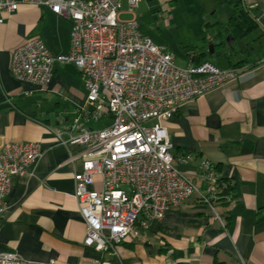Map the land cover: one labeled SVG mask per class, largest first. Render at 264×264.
Listing matches in <instances>:
<instances>
[{
    "label": "crops",
    "instance_id": "obj_1",
    "mask_svg": "<svg viewBox=\"0 0 264 264\" xmlns=\"http://www.w3.org/2000/svg\"><path fill=\"white\" fill-rule=\"evenodd\" d=\"M235 1L251 13L256 31L242 39L230 26L226 45L215 51L212 43L202 40L204 22L218 23L212 35L221 42L219 27L231 21L230 2ZM225 7L231 9L228 14L220 13ZM133 12L137 22L145 15H165L170 27L181 32L177 47L185 57L176 56L170 42L155 43L166 46L178 66L197 63L208 52L224 68L228 63L223 53L230 50L231 60L243 59L249 70L240 79L188 101L163 121L175 166L204 189L207 180L199 166L208 161L217 180L234 187V196L218 192L210 204L195 193L182 204L169 206L162 219L150 220L138 240L117 245L116 256L105 257L111 264H213L215 258L226 264H264V0H139ZM223 15L227 17L220 18ZM119 17H132L127 0H121ZM70 27L69 19L44 4L20 3L0 23V144L30 142L41 150L27 177L10 179L0 250L42 263L83 264L100 256L83 244L86 227L74 197L73 176L82 170L81 147L56 142L52 132L67 128L84 104V81L71 63H55L45 89L20 83L9 71L14 49L34 37L52 54L66 53ZM110 121L102 117L84 122L99 128ZM186 155L190 159L181 162ZM93 179L88 189H99V176Z\"/></svg>",
    "mask_w": 264,
    "mask_h": 264
},
{
    "label": "built area",
    "instance_id": "obj_2",
    "mask_svg": "<svg viewBox=\"0 0 264 264\" xmlns=\"http://www.w3.org/2000/svg\"><path fill=\"white\" fill-rule=\"evenodd\" d=\"M139 0H127L132 17H119L121 0H0V23L20 3L44 4L70 21L66 53L52 54L37 37L16 47L9 71L20 83L48 87L55 63L73 64L84 81L85 102L65 129H53L56 142L81 147L82 170L73 176L74 197L85 223L84 246L100 254L89 263L111 264L117 245L136 241L152 219H162L171 205H180L195 193L211 204L220 191L214 169L200 163L207 186L195 182L175 166L163 121L188 101L240 79L246 66L219 67L210 60L174 62L166 46L144 35L133 10ZM110 117L109 124L88 127L84 121ZM41 156L36 143L0 144V222L12 176L27 177ZM73 158V157H71ZM190 159L180 157L181 162ZM100 178L99 189H88ZM0 264H58L22 258L0 250Z\"/></svg>",
    "mask_w": 264,
    "mask_h": 264
},
{
    "label": "trees",
    "instance_id": "obj_3",
    "mask_svg": "<svg viewBox=\"0 0 264 264\" xmlns=\"http://www.w3.org/2000/svg\"><path fill=\"white\" fill-rule=\"evenodd\" d=\"M230 3L232 5V13L230 16V20H231L230 22L232 25L229 22L219 27L218 35L221 36V42L216 43L215 35H212L213 27L216 26L218 23L214 21V19H208L204 22V37L202 38V40L205 43V45H207L208 43H212L214 45V50L216 49V47L221 48L226 45L225 38H226V35H230V26L235 27L238 30L239 37L242 39L253 35L256 31L257 24L255 20L252 18L251 13L247 11L244 7H242L239 1L230 2ZM226 49H229V48H226ZM213 54L214 53L209 55L208 52L203 53V56L205 57L199 59L197 63L202 62L204 60H210L213 62V60L210 59V57ZM223 56L226 62L228 63L227 67L244 66L243 59L237 60L235 62L231 60L230 50H227V51L225 50L223 53ZM223 182L225 183V186H223ZM218 183H219V186L221 187L219 191L220 196H226V195L234 196V192H233L234 187H232V185L228 181L218 180ZM175 264H188V263L178 262ZM213 264H226V263L215 258L213 260Z\"/></svg>",
    "mask_w": 264,
    "mask_h": 264
},
{
    "label": "rangeland",
    "instance_id": "obj_4",
    "mask_svg": "<svg viewBox=\"0 0 264 264\" xmlns=\"http://www.w3.org/2000/svg\"><path fill=\"white\" fill-rule=\"evenodd\" d=\"M228 9L231 10L230 8L225 7L220 11V13L228 14ZM226 17L227 16L225 15L220 16V18ZM138 23H140L143 33L146 34V36H148L154 44L156 43V40L170 42V46L173 49L175 55L178 57H185L182 52V48L177 47V43L183 38L181 32H178L177 30L173 29V27H170L172 24H170L169 19H167L165 15H163V17L157 14L145 15L143 19H139ZM218 62L219 65L222 64L221 61ZM176 63L178 64V61H176ZM91 125L93 126L90 127L97 128L95 127L97 124Z\"/></svg>",
    "mask_w": 264,
    "mask_h": 264
},
{
    "label": "water",
    "instance_id": "obj_5",
    "mask_svg": "<svg viewBox=\"0 0 264 264\" xmlns=\"http://www.w3.org/2000/svg\"><path fill=\"white\" fill-rule=\"evenodd\" d=\"M209 51H210V52H212V51H213V47H212V45H211V44L209 45Z\"/></svg>",
    "mask_w": 264,
    "mask_h": 264
}]
</instances>
